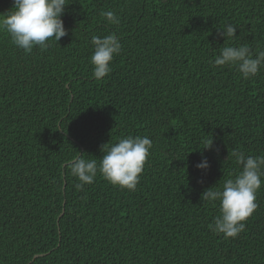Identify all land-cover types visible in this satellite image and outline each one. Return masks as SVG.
Here are the masks:
<instances>
[{
	"label": "trees",
	"instance_id": "obj_1",
	"mask_svg": "<svg viewBox=\"0 0 264 264\" xmlns=\"http://www.w3.org/2000/svg\"><path fill=\"white\" fill-rule=\"evenodd\" d=\"M68 2V34L46 50L0 31V264H264V183L236 238L209 229L218 206L201 201L239 170L233 150L264 155V69L244 79L211 63L226 23L232 43L264 50V0ZM110 32L122 51L97 81L91 36ZM128 135L153 141L136 190L99 172L77 190L71 161L99 162Z\"/></svg>",
	"mask_w": 264,
	"mask_h": 264
},
{
	"label": "clouds",
	"instance_id": "obj_2",
	"mask_svg": "<svg viewBox=\"0 0 264 264\" xmlns=\"http://www.w3.org/2000/svg\"><path fill=\"white\" fill-rule=\"evenodd\" d=\"M69 4L68 0H13L12 7L0 13V31L6 32L12 44L25 53H31L37 46L46 50L51 40L58 42L68 34L62 16ZM100 16L109 24L120 23L113 10H101ZM217 29L224 38V46L211 63L235 67L244 79L256 77L264 69V50L258 48L254 52L247 43H232L237 37V26L231 23ZM90 44L92 76L100 81L111 73L110 62L122 51L121 40L115 32H110L103 37L92 35ZM204 143L203 148L210 149L212 137ZM152 147L153 141L148 136L128 135L103 144L99 162L83 154L75 157L70 172L79 181L76 189L84 191V186L94 183L99 172L112 185L135 191ZM231 155L239 170L229 174L221 186H211L201 194V201L218 206V215L209 229L217 235L223 234L225 239L236 238L246 230V221L258 208L257 193L264 183V155H246L239 150H233ZM196 167L207 169L210 165L205 158Z\"/></svg>",
	"mask_w": 264,
	"mask_h": 264
},
{
	"label": "water",
	"instance_id": "obj_3",
	"mask_svg": "<svg viewBox=\"0 0 264 264\" xmlns=\"http://www.w3.org/2000/svg\"><path fill=\"white\" fill-rule=\"evenodd\" d=\"M36 257H37V255L34 256V258H36Z\"/></svg>",
	"mask_w": 264,
	"mask_h": 264
}]
</instances>
